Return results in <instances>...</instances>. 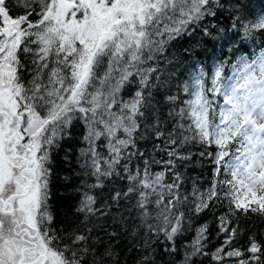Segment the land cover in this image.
Instances as JSON below:
<instances>
[{
    "label": "snow or ice",
    "instance_id": "1",
    "mask_svg": "<svg viewBox=\"0 0 264 264\" xmlns=\"http://www.w3.org/2000/svg\"><path fill=\"white\" fill-rule=\"evenodd\" d=\"M225 12L232 37H214L205 21ZM200 26L235 55L236 39L264 36V12L247 0H0V264H264V242L241 227L264 219V52L192 65L172 93L168 49ZM75 123L79 198L61 220L52 153ZM194 156L212 180L189 191ZM205 213L221 241L211 251Z\"/></svg>",
    "mask_w": 264,
    "mask_h": 264
},
{
    "label": "trees",
    "instance_id": "2",
    "mask_svg": "<svg viewBox=\"0 0 264 264\" xmlns=\"http://www.w3.org/2000/svg\"><path fill=\"white\" fill-rule=\"evenodd\" d=\"M249 12L252 15L264 12V0H247ZM251 19V16L249 17ZM205 23L209 27L215 26L213 36L215 37L220 29H224L220 35H227L232 37V20L227 18V13L218 15L215 19L208 18ZM203 26L192 29L188 34H185L181 38L173 42L172 46L168 49L169 59H173L176 72L180 73V78H174L171 85V92L175 93L180 80L187 76L185 69L190 68L192 65H203L209 73L212 71L213 66L223 59H228L233 62L236 61V57L245 56L246 58H255L264 51V36L257 33L254 41L252 39H243L242 37L236 39L235 47L240 51L232 54L230 48L232 45L229 43L216 39L213 40L207 36H204L202 31ZM241 40L243 41L241 43ZM223 44V47H221ZM233 69L228 65L225 68V76L227 77L229 72ZM167 93L161 89L160 94L157 96L158 100H162L163 96ZM183 97V93H181ZM166 111V109H165ZM83 134V127L81 123H75L72 127L70 137H65L57 149L52 153V176L50 183L51 199L49 201L52 211L56 214L58 219L63 220L66 216H70V210L76 203L78 194L76 189L80 185L79 172L80 165L77 157L80 154V149L84 147L81 140ZM192 152H197V147H190ZM199 157L194 156L192 161L187 166V175L191 178L186 188L191 191V183L193 179H198L199 182L207 187L208 183L212 180V167L207 160L203 161V166L198 163ZM212 217L210 213H205L199 223L204 221L210 222L211 227V239L209 241V250H214L219 246L220 240L215 238L216 226L211 223ZM241 227L245 228L248 235L255 234L257 239L264 242V219L253 214L246 220L242 221ZM190 235H186L185 239H190ZM222 239V238H221ZM247 237L241 239L240 244L246 245ZM182 250V249H181ZM138 258L136 253H122L121 259L126 260L127 264H134V261ZM164 260L173 259L168 256L163 257ZM180 256L175 257L176 261H179ZM203 259V258H198ZM204 264H209L207 260H204Z\"/></svg>",
    "mask_w": 264,
    "mask_h": 264
},
{
    "label": "rangeland",
    "instance_id": "3",
    "mask_svg": "<svg viewBox=\"0 0 264 264\" xmlns=\"http://www.w3.org/2000/svg\"><path fill=\"white\" fill-rule=\"evenodd\" d=\"M262 53V52H261ZM235 75V71L232 70V73L230 74V76H234Z\"/></svg>",
    "mask_w": 264,
    "mask_h": 264
}]
</instances>
